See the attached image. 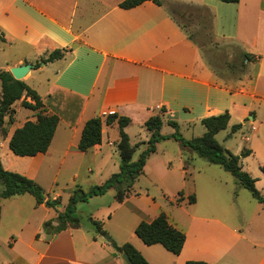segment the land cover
I'll return each instance as SVG.
<instances>
[{
  "label": "crops",
  "instance_id": "1",
  "mask_svg": "<svg viewBox=\"0 0 264 264\" xmlns=\"http://www.w3.org/2000/svg\"><path fill=\"white\" fill-rule=\"evenodd\" d=\"M123 1L0 0V71L32 64L23 81L38 92L46 110L60 118L46 153L17 156L10 149V139L25 122L36 120V112L22 106L23 100L32 102L29 97L16 101L13 121L7 115L5 132L0 130L4 168L39 184L40 179L49 177L51 191L67 167L73 168L71 180L76 181L82 168L88 175L92 168L117 162L119 153L114 146L120 139L119 124L107 125L104 120L108 114L130 118L124 129L130 143V129L138 126L142 152L151 136L144 124L153 115L162 117V135L175 132L174 128L164 132L165 122L169 125L168 121L174 120L186 138L183 130L197 129L203 136L207 129L202 119L228 111V127L243 125L238 131H242V143L235 153L251 150L241 163L258 187L264 179L260 168L264 165V0H161V5L146 1L130 9L120 7ZM171 11L195 21L194 14L207 12L213 39L234 44L237 56L243 55L255 71L238 80L219 77L204 56V48L210 50L212 45L203 48ZM58 49L64 52L61 59L43 62ZM246 54L251 55L250 60ZM96 116L104 121L102 142L87 152L80 151L83 127ZM223 147L231 151L228 144ZM193 152L174 138L162 140L140 177H162L177 169L181 178L187 177V160L195 159ZM250 158H256V174L244 165ZM191 164L196 170L197 164ZM200 167L209 175L199 174L198 182L187 177L186 191L182 185L170 196L163 192L162 202L147 192L144 198L150 206L144 209L135 202V196L141 194L131 193L133 185L122 202L115 198L105 212L108 218L100 220L94 213L90 218L101 223L112 242L132 244L150 264H184L189 260L264 264V233L252 236L250 221L233 206V199L244 187L234 176L235 180L211 167ZM73 188L68 189L67 202ZM45 192L52 199L60 198L59 211H63L67 204L63 202L64 190L51 195ZM190 196L195 197L194 202H189ZM0 204V264H124L112 242L82 225L47 234L44 222L55 219L57 211L37 204L31 194L3 198ZM35 212L38 216L33 218ZM161 213L186 235L179 255L160 244L146 245L135 234L141 221L150 222Z\"/></svg>",
  "mask_w": 264,
  "mask_h": 264
},
{
  "label": "trees",
  "instance_id": "2",
  "mask_svg": "<svg viewBox=\"0 0 264 264\" xmlns=\"http://www.w3.org/2000/svg\"><path fill=\"white\" fill-rule=\"evenodd\" d=\"M146 1H152L157 5H161V0H124L120 3V7L130 9L136 7ZM225 3H238L239 0H220ZM64 56L62 50L51 52L43 62H51L61 59ZM245 58L251 59V55L246 54ZM0 81L2 83V96L0 99V130L4 131L5 117L10 116V121H13L14 108L16 101L23 96L29 97L32 102L22 101V106L36 112V120H29L24 125L15 130L10 139V149L17 156H35L46 153L53 140L54 134L58 127L60 118L57 114H50L44 107V103L40 95L32 89L23 80H17L9 71H0ZM105 123L107 125L118 121L120 139L117 143V151L120 156L119 171L113 173L106 181L100 185L91 187L89 190H84L76 185L71 191V195L63 211L58 210L61 204L60 198L52 199L46 195L44 188L35 180L30 179L20 173L6 170L0 161V181L3 184V189L0 191V201L3 198L16 197L23 194H31L37 204H45L48 208L57 211L55 219L44 222L43 229L49 235L57 234L69 227H79L80 219L77 215V205L86 203L94 196H101L108 192L113 187L117 188L115 198L118 202H122L136 180L144 173V167L148 157L156 151V145L162 140L174 138L192 150L200 157L206 159L211 164L221 166L224 170L235 177L237 182L249 190L253 198L259 203L264 204V196L256 188V179L253 178L247 171L243 169L241 160L251 154V150L244 149L240 154H234L224 148L216 139V135L227 129L230 121V113L228 111L202 119V124L206 127V133L201 137L186 139L179 131V125L174 120H169L175 132L171 135H162L160 130L163 124L161 115L151 116L144 124V127L151 133L150 139L147 142V148L143 150L138 159L134 160L137 145L133 146L130 143L129 135L125 132L131 120L125 116H118L116 113L106 115ZM103 117L96 116L86 121L78 149L83 152L89 151L92 147L102 142V127ZM242 124H235L231 128V133L234 134L242 129ZM264 173V165L260 167ZM123 190H120V187ZM180 197L177 198L179 202ZM195 197L190 196L189 202H194ZM1 218V204H0ZM96 233L105 235L106 231L102 229L99 221L91 219ZM135 234L146 244H160L166 250L179 255L186 241L185 233L170 224L165 213L159 214L150 222L141 221L136 229ZM115 250L119 254L127 253L132 264H150L145 257L130 243H125L121 246L112 242ZM126 264V263H124ZM184 264H207L205 261H186Z\"/></svg>",
  "mask_w": 264,
  "mask_h": 264
},
{
  "label": "rangeland",
  "instance_id": "3",
  "mask_svg": "<svg viewBox=\"0 0 264 264\" xmlns=\"http://www.w3.org/2000/svg\"><path fill=\"white\" fill-rule=\"evenodd\" d=\"M171 14L174 16V18H176V20H178V22H180L182 26L186 28L188 33L193 38H195L201 44L203 48L206 45H212L210 50H205L204 48V56L207 62L210 64L212 69L215 70V72L218 74L219 77L225 80H238L242 78L243 76H245L248 72L252 74L253 71H255V70H252V68L250 69V66L247 63H245L243 55L237 56V50L234 44L232 43L226 44L225 42L217 43L213 39L212 32H211L210 18L207 12L203 11L202 13L197 12V14H194V16H196L197 21H195V19L190 20L188 17L181 15L179 11H175V12L171 11ZM7 57H9V54L7 55ZM33 82L34 80L30 81L31 84ZM40 88L42 89L43 87H40ZM230 129L231 127H228L226 130L220 131L216 135V139L223 146L228 144L230 146L228 148H230L232 153L239 154L235 152H239V148L241 146L240 143H242L241 142L242 131L235 133V134H230L231 133ZM169 131H173V127L171 125H167L165 122L164 132H169ZM138 132H139L138 126L133 125L130 129L131 143L133 145L134 144L137 145L136 153L134 155V160L138 159L139 154L141 153V149H142V144L139 141L140 139H139ZM182 133L184 134L186 138H192L194 136L195 137L201 136L197 129L192 130V131L183 130ZM227 141L228 143H226ZM145 144L147 145V142ZM244 146L248 147V145H244ZM114 149H117V145L114 146ZM190 150L193 151L192 149ZM193 153L195 155V159H193V161L191 159L187 160V169H189V173L187 177L189 178V180L191 181L196 180V182H198L199 174L209 175L207 174V172L206 173L203 172L200 166L211 167L210 169H214L219 172L221 171L220 173H225V175H228L230 179H234V177L228 172H226L222 167L209 166L208 162L205 159L197 155L195 152ZM120 162H121L120 157L117 156V162L109 161V163H107L106 166L102 167L101 169L92 168L93 172L88 173V175L87 173H85L86 169L82 168L81 169L82 174L80 178L76 181L71 180L73 168L67 167L66 169H63L62 173L60 174L59 185H55L53 189H51V191L49 190L51 186V181L49 177L40 179L42 182L40 185L48 193H50V195L51 193L54 194L60 189L64 190L63 202H67L66 196L68 194L69 188H73L74 186L78 185L82 189L87 191L93 186L102 184L113 173H116L119 171ZM191 163L197 164L196 170L192 169ZM244 165L245 167L247 166V168H249L253 174H256L258 172L257 169H259V166L258 167L256 166V158H250L249 160H247V162H244ZM210 174L212 176L214 175L212 172H210ZM187 177L183 176V178H181V173L179 169L166 173L162 177L142 176V177H139L138 180L135 182L131 193L141 194V196L139 195L135 196L136 197L135 202L142 208L146 209L147 206H150L147 203V200H145L144 198L147 192L151 194L153 197L156 196L157 202L158 201L162 202L161 196L163 200H165V194H167V196H170L171 195L170 193L176 192L177 189L181 187L182 185L184 186L182 187L184 188V190L183 189L181 190L186 191V188L188 187V183L186 179ZM2 187H3V184L0 181V189ZM262 188L264 189V179L262 182L258 184V187H257L259 191H261ZM123 189L124 188L121 186L120 190H123ZM116 192H117V188L113 187L110 190H108V192L105 193L104 195L92 197L88 202L81 204L79 208L77 205V208H78L77 215L80 219V225H82L84 228L91 229V231L95 233V228L91 222L92 218H90L91 216L90 214H93V213L96 214L95 215L96 218H100V220L101 218H108L106 217L108 215L105 212L109 210L108 209L109 206H111V204L114 202ZM261 193L264 195V190L261 191ZM228 197H229V200L233 199V196L230 194L228 195ZM59 206H58V210H59ZM233 206L235 207L236 211H238L239 214H242L243 216H245L246 219L250 221L252 236L261 235L262 233H264V211H263L264 204L259 203L255 198H253L249 190L242 188L241 194H239L238 196L236 195L235 198L233 199ZM98 208H100L101 211H98L97 210ZM110 210H112L111 212H113V209H110ZM37 213L38 212H35L33 214V218L38 216ZM106 234H108L112 238V236L110 235L108 231L106 232Z\"/></svg>",
  "mask_w": 264,
  "mask_h": 264
},
{
  "label": "water",
  "instance_id": "4",
  "mask_svg": "<svg viewBox=\"0 0 264 264\" xmlns=\"http://www.w3.org/2000/svg\"><path fill=\"white\" fill-rule=\"evenodd\" d=\"M33 68V65L28 63L25 65H20V66H16V67H12L10 69L11 74L13 75V77L17 80H23L25 78V76L28 74V72ZM104 238L107 239L108 241L112 242V238L108 235L105 234ZM121 258L124 261V263L126 264H132L129 256L127 255V253H123L121 254Z\"/></svg>",
  "mask_w": 264,
  "mask_h": 264
}]
</instances>
